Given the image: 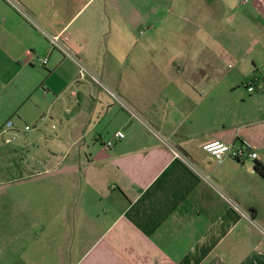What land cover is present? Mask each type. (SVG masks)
I'll return each mask as SVG.
<instances>
[{"label": "crops", "instance_id": "1", "mask_svg": "<svg viewBox=\"0 0 264 264\" xmlns=\"http://www.w3.org/2000/svg\"><path fill=\"white\" fill-rule=\"evenodd\" d=\"M14 1L138 119L102 87L79 80L76 62L0 0V128L8 120L20 130L32 126L16 139L26 170L20 180L28 184L23 202H38L37 212L18 213L24 225L12 235L21 249L8 244L10 260L264 264V178L256 159L252 166L227 154L217 161L202 149L246 139L264 163V118L234 112L228 123L222 116L228 103L210 81L224 76L227 52L221 37L199 32L219 28L229 9L235 26L256 27L253 45L264 46V0ZM170 19L181 21L178 34L173 24L170 34H153ZM256 70L262 91L264 73ZM110 138L113 146L103 149Z\"/></svg>", "mask_w": 264, "mask_h": 264}, {"label": "rangeland", "instance_id": "2", "mask_svg": "<svg viewBox=\"0 0 264 264\" xmlns=\"http://www.w3.org/2000/svg\"><path fill=\"white\" fill-rule=\"evenodd\" d=\"M174 13L176 14L177 12ZM212 13L215 12L212 11ZM221 17L222 23L219 28L208 27L205 32L201 30L199 32L206 36L221 37L223 40L221 46H224L227 52L223 53L221 58L224 76L210 81L221 86L223 99L228 103V106L222 112V116L228 123L229 119L233 118L234 112L237 115L244 116L248 111L255 116V119L264 118V90H260L261 82L256 85L257 91L252 93H249L245 86V83L249 82L253 74L257 73L256 68H260L264 73V46L260 43L253 45L255 39L259 37L257 28L254 26L249 28L236 27L234 24V12L230 13L229 9L222 10ZM169 23L170 25H167L163 21L161 25L156 27L153 34L163 36L170 34L169 27L172 24L173 27H178V31L175 32L178 34L182 26L181 21L175 19L172 23V19H170ZM197 31L198 27L195 25L194 32L197 33ZM250 43H252V47H249ZM234 118L237 121L239 120L238 117ZM4 128L5 124L2 129ZM21 133L18 137L22 135ZM18 137H14L13 131L9 129L0 134V264H17L8 257L13 251H8L7 245L13 244L18 249H21V239L18 240L12 235L15 230L20 229L24 225V222L21 223L22 220L18 218V213L20 214L24 208L30 211H38V202L36 200L31 199L30 202H23V192L28 189V184L24 180H20V177L25 175L26 170L21 166L23 152L20 140L16 139ZM261 145L259 148L263 147L264 139ZM260 152L261 157L264 159V150ZM249 164L252 166V159L249 160ZM33 190L36 194V188ZM17 238L19 237L17 236ZM18 251L20 250H17L14 254H19L20 252Z\"/></svg>", "mask_w": 264, "mask_h": 264}, {"label": "built area", "instance_id": "3", "mask_svg": "<svg viewBox=\"0 0 264 264\" xmlns=\"http://www.w3.org/2000/svg\"><path fill=\"white\" fill-rule=\"evenodd\" d=\"M8 2L20 15H22L27 21H29L35 28H37L49 41L51 46L55 49H58L60 52H62L65 56L71 58L76 62L79 68L78 73V79L84 80L89 79L98 86L102 87L112 98L115 100L123 109H125L133 118L138 119L137 114L133 111V109L126 104L120 96L110 88H108L103 81L95 74H93L79 59L75 58V56L67 49L64 42L61 40L60 37L54 36L47 31H45L28 13L25 11L17 2L14 0H5ZM43 64L47 62V58H44L42 60ZM245 86L247 87V90L249 92L256 91V84L249 80V82L245 83ZM43 118V117H42ZM32 126L30 125H24L23 130H29ZM3 128V127H2ZM0 129V134H3V131L9 129L13 131L14 137H18L21 131L19 128L15 127L13 122L11 120H8L5 123V128ZM124 136L123 131L118 130L115 133V137L117 139H120ZM164 143L172 150L174 155L178 158H181L184 162L187 164H191L189 159L181 153L179 150H177L175 147L171 146L169 143H167L165 140H163ZM114 144V139L110 138L103 142L102 147L103 149L107 150L110 149ZM202 149L212 155L217 161H221L223 156L225 154L237 159V160H243V159H257L258 153L256 150H254L253 144L246 140L241 139L237 143L228 144L219 140H213L208 141L202 145ZM249 220L253 222V220L247 216Z\"/></svg>", "mask_w": 264, "mask_h": 264}, {"label": "trees", "instance_id": "4", "mask_svg": "<svg viewBox=\"0 0 264 264\" xmlns=\"http://www.w3.org/2000/svg\"><path fill=\"white\" fill-rule=\"evenodd\" d=\"M250 80H252L257 85V83H258L257 77H255L253 75ZM255 168H256L257 172L264 178V163L256 159L255 160Z\"/></svg>", "mask_w": 264, "mask_h": 264}]
</instances>
